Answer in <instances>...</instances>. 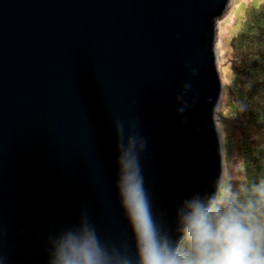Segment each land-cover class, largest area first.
Listing matches in <instances>:
<instances>
[{
    "label": "water",
    "instance_id": "95a60500",
    "mask_svg": "<svg viewBox=\"0 0 264 264\" xmlns=\"http://www.w3.org/2000/svg\"><path fill=\"white\" fill-rule=\"evenodd\" d=\"M228 4L0 0V264H52L85 226L116 264L135 261L117 187L133 135L161 235L177 240L185 201L217 195L215 27Z\"/></svg>",
    "mask_w": 264,
    "mask_h": 264
},
{
    "label": "clouds",
    "instance_id": "9594fccd",
    "mask_svg": "<svg viewBox=\"0 0 264 264\" xmlns=\"http://www.w3.org/2000/svg\"><path fill=\"white\" fill-rule=\"evenodd\" d=\"M122 131L118 123V133ZM145 144L140 141L141 148ZM136 145L135 135L127 146L119 145L117 187L136 247V260L125 256L119 264H264V224L257 223L250 205L238 206L219 195L185 201L178 210L177 240L161 235L144 189ZM253 192L264 203V182ZM52 264H116V260L102 247L95 230L85 226L59 239Z\"/></svg>",
    "mask_w": 264,
    "mask_h": 264
},
{
    "label": "trees",
    "instance_id": "16d2710c",
    "mask_svg": "<svg viewBox=\"0 0 264 264\" xmlns=\"http://www.w3.org/2000/svg\"><path fill=\"white\" fill-rule=\"evenodd\" d=\"M245 10L230 41L229 83L219 103L228 116L219 121L227 124L219 132L223 172L217 195L250 205L257 223L264 224V203L253 192L264 182V3Z\"/></svg>",
    "mask_w": 264,
    "mask_h": 264
},
{
    "label": "rangeland",
    "instance_id": "374dc122",
    "mask_svg": "<svg viewBox=\"0 0 264 264\" xmlns=\"http://www.w3.org/2000/svg\"><path fill=\"white\" fill-rule=\"evenodd\" d=\"M264 3V0H229L228 8L222 18L216 22V42L215 55L217 59V69L220 74L222 89L229 83V60H230V41L238 32L240 23L244 16L245 9L249 6L257 7ZM219 107V105H218ZM215 119L218 133L226 125V122H219L222 116H228L226 107L217 108ZM218 115V118H217ZM220 136V135H219Z\"/></svg>",
    "mask_w": 264,
    "mask_h": 264
},
{
    "label": "bare ground",
    "instance_id": "6f19581e",
    "mask_svg": "<svg viewBox=\"0 0 264 264\" xmlns=\"http://www.w3.org/2000/svg\"><path fill=\"white\" fill-rule=\"evenodd\" d=\"M219 76H220V74H219ZM221 181H222V179H221Z\"/></svg>",
    "mask_w": 264,
    "mask_h": 264
}]
</instances>
